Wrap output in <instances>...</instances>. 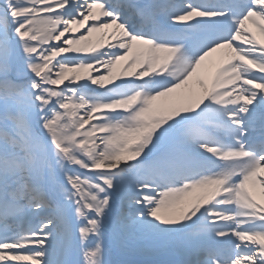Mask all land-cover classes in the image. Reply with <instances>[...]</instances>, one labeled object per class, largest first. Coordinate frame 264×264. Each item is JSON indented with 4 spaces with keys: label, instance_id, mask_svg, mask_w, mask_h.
<instances>
[{
    "label": "snow or ice",
    "instance_id": "obj_1",
    "mask_svg": "<svg viewBox=\"0 0 264 264\" xmlns=\"http://www.w3.org/2000/svg\"><path fill=\"white\" fill-rule=\"evenodd\" d=\"M0 264H264V0H0Z\"/></svg>",
    "mask_w": 264,
    "mask_h": 264
}]
</instances>
